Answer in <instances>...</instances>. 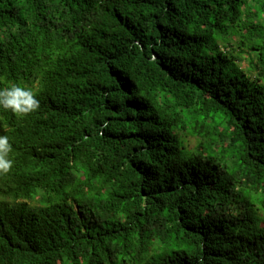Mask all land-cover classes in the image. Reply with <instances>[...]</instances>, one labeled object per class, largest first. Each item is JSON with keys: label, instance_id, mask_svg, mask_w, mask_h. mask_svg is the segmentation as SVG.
Here are the masks:
<instances>
[{"label": "trees", "instance_id": "1", "mask_svg": "<svg viewBox=\"0 0 264 264\" xmlns=\"http://www.w3.org/2000/svg\"><path fill=\"white\" fill-rule=\"evenodd\" d=\"M12 85L0 264H264V0H0Z\"/></svg>", "mask_w": 264, "mask_h": 264}, {"label": "clouds", "instance_id": "2", "mask_svg": "<svg viewBox=\"0 0 264 264\" xmlns=\"http://www.w3.org/2000/svg\"><path fill=\"white\" fill-rule=\"evenodd\" d=\"M0 106L11 109L18 115L27 114L39 107V100L35 97L31 89L12 85L9 88L0 90ZM12 145L9 138L0 135V172L10 170L13 160L9 158Z\"/></svg>", "mask_w": 264, "mask_h": 264}, {"label": "rangeland", "instance_id": "3", "mask_svg": "<svg viewBox=\"0 0 264 264\" xmlns=\"http://www.w3.org/2000/svg\"><path fill=\"white\" fill-rule=\"evenodd\" d=\"M244 55V57L246 56V53H244L243 54ZM246 60H244L243 62H242V65H246ZM188 142L190 143V144H193L194 142H195V138H193V137H188Z\"/></svg>", "mask_w": 264, "mask_h": 264}]
</instances>
